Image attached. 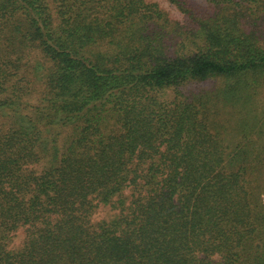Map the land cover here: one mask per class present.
<instances>
[{"label": "trees", "instance_id": "1", "mask_svg": "<svg viewBox=\"0 0 264 264\" xmlns=\"http://www.w3.org/2000/svg\"><path fill=\"white\" fill-rule=\"evenodd\" d=\"M206 1L0 0V264H264V0Z\"/></svg>", "mask_w": 264, "mask_h": 264}, {"label": "rangeland", "instance_id": "2", "mask_svg": "<svg viewBox=\"0 0 264 264\" xmlns=\"http://www.w3.org/2000/svg\"><path fill=\"white\" fill-rule=\"evenodd\" d=\"M148 3H155L159 6V8L161 10H163L164 12H166L169 17V19L173 22H180V23H185L188 22L190 23L189 18H187L186 14H182L180 16V18H176L175 14L172 12L171 8L169 10H164L163 8L160 7V0H145ZM186 7L190 10L191 13L195 14V16H201V15H205L208 12H211V6L208 4V2L206 0H186ZM170 5H172L169 2ZM177 9V8H176ZM245 28L248 29V26L245 25ZM259 36H260V42L259 44L264 48V27L263 25L260 23L259 24V28L257 29ZM29 58L28 60L30 61L31 64L34 63V60H37L41 55H40V51L38 48L34 46H32V48H28L26 50ZM224 85V81L221 79H207L205 81H201V82H192L189 83L185 86L182 87H177L176 89H170V90H166L160 94H158V99L162 104H168L170 102H173L174 99L177 100H183L184 97H191L194 94H199V93H203V94H207L208 97H212L217 98L218 96L220 97L219 92L221 91V88ZM39 92V91H38ZM36 93H32V97H30L28 100L30 101L29 104H35L37 98L35 96ZM32 98V99H31ZM31 99V100H30ZM216 99H214L215 101ZM221 102V108H222V115L225 119H228L229 116H232L231 120H230V125L235 126V119L236 116L233 115L232 112L236 111V108H233V106L228 102H224V100H220ZM229 101V100H228ZM257 101L259 102V104L263 105L264 103V88L261 89L260 93H259V97L257 99ZM232 114V115H230ZM227 138L228 139H232L235 138L236 136L233 133L232 128L228 129V133H227ZM65 137L62 136V139H64ZM235 140H239V137H236ZM96 203V202H94ZM118 212L117 208H113L111 205H102V204H97L92 212V220L94 222L100 221V220H110L114 214L116 215ZM16 231L12 234L15 235ZM23 240L25 238V230L23 229ZM22 240V241H23ZM21 241V243H22ZM11 243V242H10ZM18 247V246H16ZM16 247H9L11 249H15Z\"/></svg>", "mask_w": 264, "mask_h": 264}, {"label": "clouds", "instance_id": "3", "mask_svg": "<svg viewBox=\"0 0 264 264\" xmlns=\"http://www.w3.org/2000/svg\"><path fill=\"white\" fill-rule=\"evenodd\" d=\"M160 7L166 11L171 8L176 18H180V16L182 15V13L178 9H176L174 4L172 5L169 4V0H160ZM23 227L25 226L18 227L16 234L12 236L11 243L9 245L10 247H16L21 244V241L23 240V235H22Z\"/></svg>", "mask_w": 264, "mask_h": 264}]
</instances>
